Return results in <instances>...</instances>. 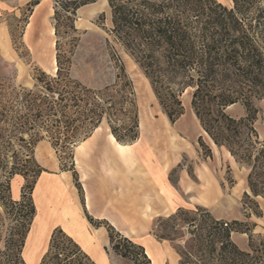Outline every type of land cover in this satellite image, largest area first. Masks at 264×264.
Listing matches in <instances>:
<instances>
[{
  "label": "trees",
  "instance_id": "trees-1",
  "mask_svg": "<svg viewBox=\"0 0 264 264\" xmlns=\"http://www.w3.org/2000/svg\"><path fill=\"white\" fill-rule=\"evenodd\" d=\"M96 0H53L56 35L55 74L39 70L33 87L0 82V264H27L23 252L36 214L33 191L42 168L35 149L50 142L59 158H71L70 170L82 193L75 169L74 150L106 122L121 144L140 138V116L134 83L120 59L114 79L91 87L72 75L80 31L78 11ZM114 37L138 63L149 80L159 105L171 123L184 114L182 94L192 89L191 106L203 130L218 147H225L248 168V191L242 205L245 216L263 217L258 198L264 199V140L256 128L264 99V0H107ZM41 0H33L30 7ZM32 10V9H31ZM13 34V32H12ZM241 104L243 116L227 108ZM199 143L212 156L202 137ZM24 176L18 200L12 180ZM29 177L33 180L30 182ZM32 184V185H31ZM29 194V196H28ZM115 253L139 264H152L145 248L121 234L105 220ZM256 222H225L201 205L179 207L156 219L153 234L173 242L181 264H264V234ZM162 226L164 233L155 229ZM185 232L189 238L179 245ZM248 235V248L233 240V233ZM40 264H94L79 245L56 228Z\"/></svg>",
  "mask_w": 264,
  "mask_h": 264
},
{
  "label": "rangeland",
  "instance_id": "rangeland-1",
  "mask_svg": "<svg viewBox=\"0 0 264 264\" xmlns=\"http://www.w3.org/2000/svg\"><path fill=\"white\" fill-rule=\"evenodd\" d=\"M32 1L0 0V82L6 86L33 87L34 75L39 70L55 74L57 69L54 2L41 0L38 5L30 7ZM218 1L232 7L231 0ZM76 26L80 31V41L76 48L72 75L88 86L103 87L114 79L117 60L120 59L136 91L141 132L137 147L146 151L148 146H154L160 156L175 161L171 179L176 183L182 171H185L187 179L198 184L197 188H200L201 184L203 189L207 186L210 192L208 198L211 201L208 206L193 202L200 200L203 192L191 189L184 193L177 188V199L182 203L181 207L193 209L194 206L201 205L210 210L216 218L229 223L234 220L256 222L258 225L255 233L264 234V217L252 216L247 219L243 209V196L248 191L246 170L242 165L231 163L224 149L218 150L215 147V153L208 156L207 149L199 143V138L202 137L204 143L211 148L210 138L202 130L191 106L192 89L188 88L182 94L184 114L171 123L140 66L112 34V14L108 1L96 0L82 7L77 13ZM255 105L259 110L255 125L260 139L264 140V99L257 100ZM227 111L237 117L245 114L241 104H235ZM107 126L105 121L102 122V129ZM35 156L45 170L58 165L61 170H65L71 166L72 159L68 156L59 158L48 141L37 145ZM215 178L221 183L218 196L212 190V181ZM32 180L33 178L29 177V181ZM27 184L24 176L14 177L11 193L13 199L18 200L21 197ZM29 186L27 192L30 191ZM190 197L193 201H190ZM258 201L264 213V201L260 198ZM0 211L5 212L1 202ZM155 232L160 235L165 231L159 226ZM232 236L240 247L248 248L247 234L234 232ZM188 238L189 234L185 232L178 244L183 246ZM24 257L27 264H33L34 259L28 254ZM144 262V259L139 257V264Z\"/></svg>",
  "mask_w": 264,
  "mask_h": 264
},
{
  "label": "crops",
  "instance_id": "crops-1",
  "mask_svg": "<svg viewBox=\"0 0 264 264\" xmlns=\"http://www.w3.org/2000/svg\"><path fill=\"white\" fill-rule=\"evenodd\" d=\"M139 139L121 144L108 126L102 129L100 125L77 145L74 161L82 193L72 171L61 170L59 165L46 167L33 191L36 214L23 256L28 254L34 259L33 264H40L53 231L60 228L94 264H133L113 251L107 228L94 225L88 218L90 215L108 221L125 237L142 245L152 264H181L175 244L153 234L154 223L182 206L177 188L184 193L191 189L203 192L200 200L193 201L190 197V201L205 206L211 202L209 190L207 186L203 189L202 184L197 188L198 184L189 181L185 171L177 183L173 181L171 171L176 162L160 156L154 146H148L146 151L137 147ZM210 141L212 153L215 147L224 149L231 163L240 165L225 147H218L211 138ZM243 168L247 180L248 168ZM212 186L218 196L220 181L213 179Z\"/></svg>",
  "mask_w": 264,
  "mask_h": 264
},
{
  "label": "bare ground",
  "instance_id": "bare-ground-1",
  "mask_svg": "<svg viewBox=\"0 0 264 264\" xmlns=\"http://www.w3.org/2000/svg\"><path fill=\"white\" fill-rule=\"evenodd\" d=\"M34 20V19H33Z\"/></svg>",
  "mask_w": 264,
  "mask_h": 264
}]
</instances>
